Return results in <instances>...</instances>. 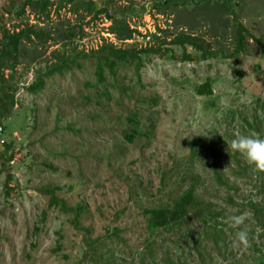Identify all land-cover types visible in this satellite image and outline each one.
<instances>
[{"label":"rangeland","instance_id":"rangeland-1","mask_svg":"<svg viewBox=\"0 0 264 264\" xmlns=\"http://www.w3.org/2000/svg\"><path fill=\"white\" fill-rule=\"evenodd\" d=\"M23 1L0 0V36L24 24L49 30L70 25L77 33L81 27L83 33L66 49L82 57L104 43L140 49L157 44L152 34L171 42L185 33L204 38L217 55L180 62L181 49L164 45L176 60L151 56L139 78L132 67L119 69V88L133 89L108 88L107 98L100 96L107 89L96 83L92 58L80 59L82 70L49 78L38 94L24 87L34 81L39 64L19 66L17 106L0 131V154L3 143H12L14 155L5 167L0 159V264H264V171L227 147L237 135H258L256 129L264 137V49L256 41L264 42V0H224L252 36L246 37L247 53L238 58L230 56L236 48L235 17L222 13L219 0H192L166 13L154 9V0H90L117 18L131 8L125 21L137 33L123 42L111 34L112 21L105 15L79 18L70 6L57 10L54 5L48 19L38 21L29 8L17 18ZM60 47L48 42L42 59L51 63L50 53ZM207 80L213 96H197L196 86ZM133 114L137 130L148 135L139 133L129 144L126 118ZM214 169L230 188L216 184ZM54 186L69 206L86 207L83 225L92 229L95 247L69 216L48 209L43 190ZM190 187L196 191L188 217L163 231L151 250L143 248L146 230L139 214L172 206ZM42 212L43 231L34 239ZM209 212L212 218H206ZM242 213L249 214V247L237 250L227 221ZM117 226L122 231L112 237Z\"/></svg>","mask_w":264,"mask_h":264},{"label":"trees","instance_id":"trees-1","mask_svg":"<svg viewBox=\"0 0 264 264\" xmlns=\"http://www.w3.org/2000/svg\"><path fill=\"white\" fill-rule=\"evenodd\" d=\"M111 1V0H109ZM192 0H154L153 7L160 13H166L172 8H177L182 5L184 8L189 5ZM223 3V7L226 3L224 0H219ZM233 2L234 0H230ZM56 6L57 10L70 6V10L77 15L79 18L86 16H92L97 19L101 15H105L106 19L112 21L111 34L115 36L117 41L131 40L133 35L137 33L136 30L130 28L128 23L125 21L126 12L128 10L120 11L123 13L119 18L116 15L109 12L106 7L97 8L96 3L93 1L86 0H24L22 6L16 11L17 18L20 17L26 8H29L30 12L34 14L38 21L43 18L48 19L50 8ZM209 8V7H204ZM191 9H195L194 7ZM195 9L194 11H196ZM222 13H231L234 15L237 29H236V48L230 55L233 58H238L242 53H247L246 37L251 36L250 32L240 24L236 12L231 7H224ZM189 11V10H188ZM81 12V13H80ZM198 15V14H197ZM194 15V16H197ZM238 20V21H237ZM76 28L68 25L65 29L49 30L46 28H39L38 26H31L24 24L22 28L18 30L10 31L3 30L0 36V128L2 132L5 130V122L10 120L13 116V111L17 106V100L15 98L17 93V84L15 80L16 70L19 66L24 63H30L32 65L39 64L36 69V77L34 81L24 87L25 91L30 94H38L45 89L47 80L52 78L54 75H64L66 72L73 71L75 69L82 70L85 66L80 62L81 58L94 59V75L97 84L104 85L107 89L105 92H101L102 98L111 96L108 91L109 89H118L121 93L133 88H127L126 86L119 88L117 80V74L119 69L132 67L135 69L137 77L140 76V71L143 68L145 62L151 56H158L161 58H168L176 60V54L174 50L170 48L164 49V45L181 49V56L178 58L180 62H192V61H203L214 59L217 53H213L210 44L206 43L204 38L193 36L191 34H179L173 37L171 42H167L166 38H160L156 34H152L153 40L157 43L155 46H147L145 48H134V47H118L112 43H104L97 51H92L89 55L76 54L74 49H70L71 52L67 53V47L77 37L78 33H83L81 27L79 32L75 31ZM162 33V32H161ZM252 37V36H251ZM261 47L264 49V42H260ZM48 42H52L53 45H61L60 49L53 50L50 55L53 61L50 63L47 59H42L45 55V50ZM66 43H69L66 45ZM32 46V50L29 48ZM192 48V52H188L187 48ZM196 55V56H195ZM50 63L47 65V63ZM45 63L44 68L41 64ZM6 72L9 75L6 76ZM108 76L111 81H108ZM137 84H140L139 79ZM195 94L200 97L210 98L213 96L212 81L207 80L205 83L199 84L195 88ZM90 99V97L88 98ZM35 111V110H34ZM33 111V112H34ZM130 124L129 131L124 134V138L129 144H132L135 139L141 133L137 130L138 118L137 114L130 115L126 118ZM253 127V126H252ZM255 130V127H253ZM256 133L261 135L259 130H255ZM143 136H147V133H141ZM140 134V135H141ZM3 151L0 154V159L3 160V166L7 165L14 159L13 145L3 143ZM5 163V165H4ZM13 179V176L9 175L7 181L4 184L6 190L9 189V181ZM214 180L216 184L223 188H230L226 180L223 179L222 175L214 169ZM61 191L58 186L44 188L43 194L48 197V209L56 208L63 215L69 216L70 223L75 229H80L86 234V239H89L88 243L90 247H95L94 242L89 237L91 234V228H87L83 223L88 219V213L86 207L79 203L75 207L69 206L65 200L58 197L57 192ZM195 187H190L184 193L179 195L172 206L159 207V208H145L139 214L144 219L145 232L143 233L142 247L151 250L156 238L163 231H168L175 226H179L189 215V211L194 207L195 203ZM255 214L260 212V209L255 204H251ZM212 218L213 213L209 212L206 218ZM46 212H42V215L34 227L33 238L36 239L38 235L43 231L41 225L45 222ZM122 229L117 226L112 228V237H118V233ZM97 243L99 240H95ZM95 242V243H96ZM35 247V244L32 246ZM89 247V248H90ZM61 247L57 246L52 249V252L56 254Z\"/></svg>","mask_w":264,"mask_h":264},{"label":"clouds","instance_id":"clouds-1","mask_svg":"<svg viewBox=\"0 0 264 264\" xmlns=\"http://www.w3.org/2000/svg\"><path fill=\"white\" fill-rule=\"evenodd\" d=\"M227 147L238 153L255 169L264 171V137L259 135H237L230 141ZM248 213L234 215L227 221L228 227L235 230V238L232 247L237 250L249 247L248 229L245 225Z\"/></svg>","mask_w":264,"mask_h":264},{"label":"built area","instance_id":"built-area-1","mask_svg":"<svg viewBox=\"0 0 264 264\" xmlns=\"http://www.w3.org/2000/svg\"><path fill=\"white\" fill-rule=\"evenodd\" d=\"M0 131H2V129L0 128Z\"/></svg>","mask_w":264,"mask_h":264}]
</instances>
